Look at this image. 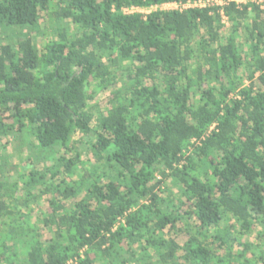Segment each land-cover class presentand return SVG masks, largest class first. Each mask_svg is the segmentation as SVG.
<instances>
[{
	"label": "trees",
	"instance_id": "16d2710c",
	"mask_svg": "<svg viewBox=\"0 0 264 264\" xmlns=\"http://www.w3.org/2000/svg\"><path fill=\"white\" fill-rule=\"evenodd\" d=\"M188 1L0 0V264H264V12Z\"/></svg>",
	"mask_w": 264,
	"mask_h": 264
},
{
	"label": "built area",
	"instance_id": "2783aa9c",
	"mask_svg": "<svg viewBox=\"0 0 264 264\" xmlns=\"http://www.w3.org/2000/svg\"><path fill=\"white\" fill-rule=\"evenodd\" d=\"M227 5H234L237 8H242L245 6H253L258 8L260 11L264 12V0H194V1H188L186 3H170V4H165L162 7H160V10L163 11H178V12H184L187 10H201V9H209V8H218L220 9V14L222 17V22L224 24H227V19L224 16L223 13V7ZM158 8H149V9H135V8H130L124 10V13L126 14H133V13H143V14H148L152 11H156ZM213 128H211L212 130Z\"/></svg>",
	"mask_w": 264,
	"mask_h": 264
},
{
	"label": "rangeland",
	"instance_id": "374dc122",
	"mask_svg": "<svg viewBox=\"0 0 264 264\" xmlns=\"http://www.w3.org/2000/svg\"><path fill=\"white\" fill-rule=\"evenodd\" d=\"M163 10H165V9H163ZM40 25L42 26L41 28L46 33V35H45V37L41 36V37L35 38L36 41H37L38 48H40V46L43 45L46 40H50L51 39V35H50L51 33H49V30L45 28L46 27V23L45 22H41ZM39 29H40V27H39ZM39 29H37V31H32L31 32V36H35L36 34H38L37 32H39ZM241 85L242 86L240 88H243L247 84H246V82H243ZM76 139H77V136L74 137V140H76ZM5 155L8 157V160H9L10 164L14 165V166L18 165L20 159H22L24 157L23 155L19 156V155L15 154L14 153V149H12V148L11 149L9 148L5 152ZM250 242H251V244H253V246L257 247L258 249H261V248L264 247V238L259 239V238L255 237L253 235L250 238Z\"/></svg>",
	"mask_w": 264,
	"mask_h": 264
}]
</instances>
